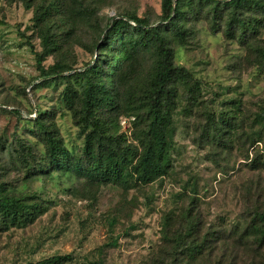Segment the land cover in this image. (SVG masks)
Instances as JSON below:
<instances>
[{
    "label": "rangeland",
    "instance_id": "rangeland-1",
    "mask_svg": "<svg viewBox=\"0 0 264 264\" xmlns=\"http://www.w3.org/2000/svg\"><path fill=\"white\" fill-rule=\"evenodd\" d=\"M30 3L0 0V186L12 195L38 196L31 202L45 209L27 226L0 227V264L57 255H71L68 264H151L162 245L166 216L181 211L194 187L205 221L222 231L243 225L252 208L264 205V131L257 121L264 112V26L243 42L227 34L226 16L216 21L204 10L190 19L187 44L173 48L175 64L191 74V84L199 83L198 102H181L169 175L127 190L64 171H34L45 165L43 159L48 162L45 137L35 124L40 117L75 158L83 157L84 137L64 105L70 84L41 77L37 6L27 9ZM96 7L89 21L55 15L58 24L74 32L45 58L46 69L61 62L81 71L93 62L112 18L136 15L155 26L161 23L162 0H99ZM248 15L264 22V15ZM117 47L115 40L108 43L106 61ZM150 67L149 56L141 55L132 74L145 75ZM226 113H233L238 124L230 141L205 140L209 119ZM133 121L120 118V134L130 137Z\"/></svg>",
    "mask_w": 264,
    "mask_h": 264
},
{
    "label": "trees",
    "instance_id": "trees-1",
    "mask_svg": "<svg viewBox=\"0 0 264 264\" xmlns=\"http://www.w3.org/2000/svg\"><path fill=\"white\" fill-rule=\"evenodd\" d=\"M35 1L27 0L31 2L27 9L37 6L34 27L43 47L42 54L36 53L41 77L70 84L64 105L81 129L84 145L83 157L75 158L45 123L46 118L40 117L35 124L45 137L48 162L43 159L45 165L34 171H64L98 185L113 184L127 190L169 175L181 102L184 98L193 106L198 102L199 83L191 84V74L175 64L173 48L174 44H187L190 19L204 10L216 21L226 16L227 34L243 42L264 26L263 19L248 18V13L264 15V0H162L161 23L157 26L136 15L112 18L93 62L81 71L61 62L46 69L42 65L45 58L58 52L74 32L58 24L55 15L71 21L77 15L89 21L97 12L99 0H41L38 5ZM113 40L118 43L117 53L112 49L106 61L105 50ZM141 55L149 56L151 67L145 75L135 76L133 68ZM66 72L69 75L65 77ZM14 113L19 115L17 110ZM232 114L211 117L205 140L218 144L230 141L238 126ZM122 117L134 119L130 137L120 134ZM257 121L264 131V112ZM258 135L262 138L261 133ZM192 193L185 195L178 214L166 216L162 245L151 264H264V205L252 208L243 225L222 231L205 221L197 187ZM34 198L38 196L9 194L1 185L0 227L33 223L45 209L40 202H31ZM71 260V255H57L29 264H68Z\"/></svg>",
    "mask_w": 264,
    "mask_h": 264
}]
</instances>
